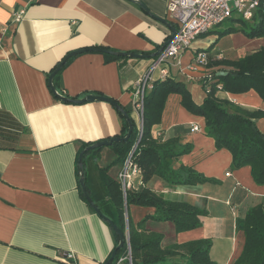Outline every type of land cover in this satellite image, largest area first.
<instances>
[{
	"label": "crops",
	"instance_id": "obj_1",
	"mask_svg": "<svg viewBox=\"0 0 264 264\" xmlns=\"http://www.w3.org/2000/svg\"><path fill=\"white\" fill-rule=\"evenodd\" d=\"M133 1L171 24L168 0ZM20 10L22 18L14 23ZM170 34L166 25L129 0H0V264H103L110 256L115 243L112 231L78 192L77 156L83 144L118 137L120 117L107 102L60 101L49 89L47 77L66 55L84 50L60 72L61 96L106 97L128 110L137 124L132 84ZM224 38L229 42L220 47ZM95 47L145 58L105 62L103 53L88 51ZM208 48L209 62L237 61L264 49V37L249 39L239 32L222 38L203 36L180 56L178 65L165 67L166 77L187 86L197 105L205 97L201 86L205 76L227 70L194 65V52ZM230 54L236 58H228ZM158 75L155 72L154 80ZM216 96L262 113L253 121L264 135V102L256 92L219 91ZM203 127L202 118L185 111L179 96L170 95L151 135L159 142L178 138L181 144L190 143V154L173 169L182 165L216 183L168 186L152 177L145 185L165 200L203 210L201 226L176 233L169 222L148 220L144 229L162 236L161 248L208 239L211 261L232 264L243 246L235 221L248 209L264 205V187L255 185L249 167L231 170V154L217 152ZM114 159L105 146L96 160L86 161L87 184L97 197L102 194L97 168ZM120 169L121 165L112 166L107 174L115 179ZM141 181L132 191L144 185L142 177ZM153 214V208L131 206L129 218L136 224Z\"/></svg>",
	"mask_w": 264,
	"mask_h": 264
},
{
	"label": "trees",
	"instance_id": "obj_2",
	"mask_svg": "<svg viewBox=\"0 0 264 264\" xmlns=\"http://www.w3.org/2000/svg\"><path fill=\"white\" fill-rule=\"evenodd\" d=\"M230 20L236 22L238 26L225 29L218 34V38L238 32L249 39L264 37V16L261 13H256L250 22H246L241 18ZM208 35H210V32L205 36ZM101 48L95 47L92 49L97 50L95 51L97 53H101L99 52ZM199 51L207 53L209 48ZM103 56L105 62L124 59L123 57L115 58V56L107 54H103ZM70 60L71 58L65 62L52 82L59 95L63 94L58 91V77ZM219 66L227 68L224 71L227 72V76L217 77L215 71L205 76L201 81L205 97L199 105L193 102L187 86L180 82L166 77L163 80L157 79L152 83L151 90L144 97L142 134L134 155V159L141 169L144 185L136 191H129L125 204L122 199L121 187L107 173L112 166L123 163L137 139V124L132 119V132L129 138L124 142L113 143L109 146L115 155V159L107 167L97 168L102 189L100 196L97 197L91 193V188L87 184V174L84 170L85 189L101 214L112 221L123 236L127 226L133 264H215L208 254L212 244L208 239L193 240L161 248L162 236L146 232L144 229L145 223L152 220L171 223L176 233L187 232L199 228L201 226L200 217L206 214L203 210H198L186 203L165 200L161 195L150 191L145 185L152 177L160 178L168 186H194L216 183V181L206 179L182 165L177 169H173L174 163L181 157L190 154L192 150L190 143L181 144L178 138H172L165 142H159L152 138L151 128L160 124L166 100L170 95L179 96L180 105L185 111L204 120V134L214 141L217 152L226 150L231 154V170L249 167L255 185L264 187V135L257 129V125L253 121L263 114L248 112L238 105L220 100L216 96L219 91L230 94H243L252 90L264 102V49L244 56L237 61L215 60L206 64L207 68ZM125 111L130 115L128 110ZM118 116L121 121V132L118 137L123 138L127 133L128 126L120 113H118ZM94 143H86L80 146L78 155ZM102 149L95 148L86 152L82 160L83 167H85L87 160H96ZM78 192L85 201L79 185ZM131 206L153 208L154 214L146 215L138 223L133 224L128 216V209ZM125 214L127 219L124 217ZM235 229L243 235V246L239 256L232 264H264V205L260 204L248 209L243 218L235 221ZM112 234L115 241L114 250L118 244V237L113 231ZM125 254L126 245L123 243L111 264H115L117 259ZM109 258L110 256L103 264Z\"/></svg>",
	"mask_w": 264,
	"mask_h": 264
},
{
	"label": "built area",
	"instance_id": "obj_3",
	"mask_svg": "<svg viewBox=\"0 0 264 264\" xmlns=\"http://www.w3.org/2000/svg\"><path fill=\"white\" fill-rule=\"evenodd\" d=\"M258 12L264 16V0H168L167 15L176 32L174 36L170 34L167 37L161 52L152 59L149 67L134 81L131 88L132 109L138 118V134L115 177L121 187L124 204L127 193L142 184V172L134 155L142 134L144 97L152 88L155 72L159 73L158 79L163 80L166 78L165 67L178 65L180 56L190 49L192 43L198 38L205 36L214 27L234 17L250 22ZM23 13V10H20L14 14L13 22L18 23ZM193 62L195 66L204 67L209 62V56L203 51H195ZM193 130H197V128L193 127ZM125 245L126 254L119 257L115 264H133L127 238ZM70 258L71 256L68 255L65 260L68 261Z\"/></svg>",
	"mask_w": 264,
	"mask_h": 264
},
{
	"label": "water",
	"instance_id": "obj_4",
	"mask_svg": "<svg viewBox=\"0 0 264 264\" xmlns=\"http://www.w3.org/2000/svg\"><path fill=\"white\" fill-rule=\"evenodd\" d=\"M132 1L134 3H136L148 16L160 21L161 23H163L164 25H166L170 31H171V36H174L176 30L175 28L170 24L167 23L165 20L163 19H159V18H155L153 15H151L149 13V11L139 2L137 1H133V0H129ZM165 44L162 45V47L154 54L152 55V58L158 56V54L161 52L162 48L164 47ZM88 51H97L95 49H88ZM84 52V50H80V51H73L72 53H69L68 55H66L62 61L60 62V64L58 65V67L49 74L48 78V87L51 90L52 94L59 99L62 102H70V103H83V102H93V101H101V102H107V104H110L112 107H114V109L121 114V116L125 119L127 126H128V130L126 135L123 138L120 137H114L108 140H103L97 143H94L90 146H88L87 148H85L83 151H81L78 155V159H77V166H78V184H79V189L81 190L84 198H85V203L88 204V206L94 211V213L100 217L107 225L108 228H110V230H112L114 233H116L117 237H118V244L115 247V249L112 251L110 258L107 260V262L105 264H111L113 262V260L115 259L114 257H116L117 252L121 249V247L123 246V243H125V237L123 236V234L116 228V226L112 223V221H110L108 218L104 217L101 212L99 211V209L96 207V205L94 204V202L91 200L87 190L85 189V183H84V167H83V157L85 155L86 152H89L92 150H94L95 148H104L109 147L110 145H112L113 143H117V142H124L126 141L131 132H132V123H131V117L130 115L121 107L118 105V103H115L114 101L106 98V97H101V96H94V95H87L85 96L83 99L81 100H73V99H68L66 97H63L61 95H59L54 86H53V79L55 77V75L60 71V69L63 67V65L65 64V62L70 59L71 57L80 54ZM99 52L103 53V54H107V55H111V56H115L116 57H129L133 58V59H144L145 56L143 57V55H139V54H135V53H124V52H115V51H111V50H107V49H100ZM217 77H225L227 76V72L224 71H219L215 74Z\"/></svg>",
	"mask_w": 264,
	"mask_h": 264
},
{
	"label": "rangeland",
	"instance_id": "obj_5",
	"mask_svg": "<svg viewBox=\"0 0 264 264\" xmlns=\"http://www.w3.org/2000/svg\"><path fill=\"white\" fill-rule=\"evenodd\" d=\"M237 26H238V24L236 22L231 21V20H227L224 23H222L221 25L214 27L213 30L210 31V36L211 35H215V34L218 35L220 32H223L227 28L237 27ZM227 42H229L228 39H226V38L221 39L220 47H222V46L225 47L227 45ZM235 56L236 55L230 54L227 57L232 59V58H236ZM129 211H130V208L128 209V216H129ZM124 217H125V219H127L126 215ZM127 233H128V230H127V226H126V230H125L124 237H125V239L127 238L128 239V242H129V236H127Z\"/></svg>",
	"mask_w": 264,
	"mask_h": 264
}]
</instances>
